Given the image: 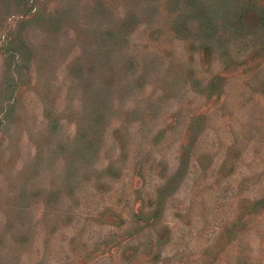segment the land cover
Returning a JSON list of instances; mask_svg holds the SVG:
<instances>
[{
  "label": "rangeland",
  "instance_id": "rangeland-1",
  "mask_svg": "<svg viewBox=\"0 0 264 264\" xmlns=\"http://www.w3.org/2000/svg\"><path fill=\"white\" fill-rule=\"evenodd\" d=\"M0 264H264V0H0Z\"/></svg>",
  "mask_w": 264,
  "mask_h": 264
}]
</instances>
